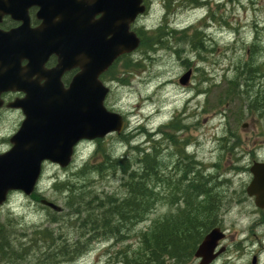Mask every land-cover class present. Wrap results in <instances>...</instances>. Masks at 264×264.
Returning <instances> with one entry per match:
<instances>
[{
  "label": "rangeland",
  "instance_id": "obj_1",
  "mask_svg": "<svg viewBox=\"0 0 264 264\" xmlns=\"http://www.w3.org/2000/svg\"><path fill=\"white\" fill-rule=\"evenodd\" d=\"M165 1L169 0H150L149 16L143 24L152 34L163 25ZM209 1V7L203 6L201 11L193 15L189 14L188 10L185 11L184 4L178 0L172 1L175 21H172L171 28L177 32L186 30L187 36L189 28L198 24V19H207L209 12L216 16L217 23L210 19V26L205 31L209 38L204 42V49L191 51L188 43L175 44L172 40L168 43L170 49L155 47L153 52L147 53L139 48L140 51L134 52L131 58L137 61L140 67L126 73L120 70L122 78L126 80L125 84L104 82L110 89L104 105L107 110L125 118L126 129L121 136H133L131 146L122 141L120 136L110 135L101 140V145L98 146L94 143L80 144L76 149L73 165L67 172L49 164L44 166V173L35 193L63 208V213L58 218H65L69 210L66 206V193L57 192L52 186L54 178L64 182L92 157L95 162L101 161L100 155L94 156L98 147L113 159L126 154L132 156L130 148H149L151 143L139 134V128L143 125L152 134L159 132L158 130L171 120L177 119L184 128L176 134V140L186 143L184 150L187 155L194 152L191 141L198 142L200 146L197 149V157L205 165L214 163L218 155L215 139L225 136L228 130L236 132L242 139L241 146L245 152L251 153L255 150L253 155L264 159V118H255L247 112L249 102L255 100L254 93L257 89L262 88L259 92L264 98V0ZM123 63L124 61L118 63V69ZM190 68L194 70L189 84L181 86L179 79ZM231 80L240 85L239 96L234 97L235 100L226 109V99L220 98L226 96L228 82ZM237 109H240V118ZM146 115L147 120L144 117ZM20 122L21 116L18 113L0 112V152L9 149L8 139L16 132ZM161 139V136H156L155 142L159 143ZM162 147L164 146L161 144L159 150L165 172L172 171L179 157L172 155V148L163 151ZM227 178L231 181V188L236 190L237 186L249 182L247 174L244 173H228ZM90 189L99 197L106 193H113L116 197L123 195L119 176L103 179L100 176L94 177ZM170 210V205L158 204L147 220L137 224L131 233L145 231L151 220ZM51 216L52 212L44 209L31 196L26 197L20 192H14L0 208V226H3L4 235H11L13 242L19 238L27 242L36 237L34 240L45 247L46 254H50L51 249L35 234L49 230L52 231L49 235L54 236L59 229L67 236V239L64 238V246L73 250L74 244L81 242L79 236H82L83 229L78 230L70 221L54 224ZM137 245L136 238H131L124 244L100 239L86 254L74 260L40 264H118L117 253L127 246H130L129 250H133ZM40 251V248L34 247L27 253L26 259L17 261L16 264H36L33 260L40 255ZM17 259L18 257H13L12 260ZM8 262L10 261L7 256L0 252V264H9Z\"/></svg>",
  "mask_w": 264,
  "mask_h": 264
},
{
  "label": "water",
  "instance_id": "obj_2",
  "mask_svg": "<svg viewBox=\"0 0 264 264\" xmlns=\"http://www.w3.org/2000/svg\"><path fill=\"white\" fill-rule=\"evenodd\" d=\"M45 1L51 6H70L71 10L64 12L68 19L53 23L59 10L42 8L38 13L43 21L40 28L29 33H24V27L17 33L0 32V95L9 91L24 94L8 105L20 109L24 120L9 139L11 148L0 154V206L10 192L20 191L25 196L34 192L42 163L66 168L77 143L120 134L124 129L122 117L104 106L109 89L99 78L118 57L138 47L139 39L129 27L145 10L142 0ZM34 4L42 3L38 0ZM77 12L81 15L76 16ZM96 15L99 19L93 20ZM50 55L57 57V65L44 71ZM22 60L27 61L23 68ZM75 68L79 73L64 89L60 77ZM190 75L186 72L179 84L187 85ZM250 171L247 194L262 206L264 163H255ZM41 204L55 212L61 210L44 199ZM214 235L205 237L197 257L208 252Z\"/></svg>",
  "mask_w": 264,
  "mask_h": 264
},
{
  "label": "trees",
  "instance_id": "obj_3",
  "mask_svg": "<svg viewBox=\"0 0 264 264\" xmlns=\"http://www.w3.org/2000/svg\"><path fill=\"white\" fill-rule=\"evenodd\" d=\"M179 34L180 32L177 33L170 30L155 32L154 34L143 33L141 35L140 48L145 52L154 51L155 47L168 48L167 44L170 39L176 43H188L189 36H187L186 32L175 37ZM121 59H123L124 63L120 69H118V63H115L101 76L102 80L121 84L126 83L120 70L122 69L125 73L133 71L134 68L139 67V63L128 56H123ZM228 85L226 96L220 98V100L226 99V103H231L232 98L238 95V83L229 81ZM255 106L254 100L249 102L247 112L250 113ZM239 111L240 109L238 113ZM181 128L182 125L179 122H171L160 129L159 132L165 136L168 142L174 145V133ZM139 129L142 133L144 132L143 128ZM131 138V135H127L122 139L128 143ZM96 144L97 146L101 145L100 141H97ZM150 149V152L146 153L145 149L130 148L132 156L126 154L123 157L113 159L103 149L98 147L94 156L100 155L102 157L101 161H104L102 164L99 163L101 161L95 162L93 160L94 157H92L81 168L71 173L66 181L60 182L59 178H54L52 186L55 191H64L66 193V206L69 212L63 219L58 218L59 214L53 213L51 216L53 219V221L51 220L52 223L59 224V222L66 223V221H70L73 226H77L78 230L80 228L83 229L82 236H79L81 242L75 243L73 250L70 248L66 249L64 246L65 239H63L67 238L66 233L60 232L59 229L57 235L54 236L49 235L52 232L49 230L35 234L38 239L49 245L51 254H46L44 252L45 247L34 239L23 242L22 238H19L18 241L13 242L10 239L11 235L3 234L4 230L3 226H1L0 252L2 255L7 256L8 261L21 262L22 259H26L27 253L35 247L41 249L40 255L33 260L36 264L58 262L63 260V258V261H70L86 254L92 244L100 239L124 244L129 239L136 238L138 244L136 248L129 250L130 246H127L124 250L117 253L119 254V258L116 260L118 264H171L174 256L178 255V253H185V249L174 247L173 239L180 234L186 233L185 231L188 229L186 225L188 222L187 210L180 211L179 216H173L171 212H168L162 217L151 220L145 231H140L137 234H132L131 232L137 224L147 220L149 214L160 204V201L172 206L173 198L177 195L179 197L188 196L187 185L183 186L181 182L186 181L185 176L188 173L189 157L179 152V159L176 161L173 170L165 172L166 168L160 159V152L157 146L153 145ZM179 174L182 176L176 177ZM97 176L102 179L110 176H119L123 195L116 197L113 193H106L99 197L90 189L92 179ZM175 189L177 190L176 192H174ZM161 190L163 191V196L160 197ZM33 197L35 198V196ZM177 226L182 228L184 232H176L175 228ZM186 246L187 244H185ZM13 257H18V259L12 260Z\"/></svg>",
  "mask_w": 264,
  "mask_h": 264
},
{
  "label": "flooded vegetation",
  "instance_id": "obj_4",
  "mask_svg": "<svg viewBox=\"0 0 264 264\" xmlns=\"http://www.w3.org/2000/svg\"><path fill=\"white\" fill-rule=\"evenodd\" d=\"M39 1L42 3L41 5L34 4L38 0H0V32L4 34L17 33L20 27H24V33H29L39 28L43 21L38 13L42 11V8L45 11L59 10L60 14L54 15L53 23H56L58 19L60 22L62 19H68L64 12L71 10L68 9L70 6H51L46 5L44 2L47 1L45 0ZM148 1L143 0L144 5L147 6L146 15L149 12ZM178 1L184 4L185 11L188 10V13L192 15L201 11L203 6L209 7V3L211 4L209 0ZM163 8L165 13L163 23H173L175 15H170L171 12H174L173 9L169 10L167 4ZM77 15H81V12H77ZM99 17L100 15H96L93 20H97ZM210 19L217 23L216 16L213 12H209L207 19H198V24L189 28V49L191 51L195 50L196 47L204 49V42L209 38L205 31L210 26ZM140 20L141 18L138 21ZM26 64L27 61H21L22 68ZM56 65L57 57L50 55L44 63V71H50ZM190 69L194 70V68ZM78 73L79 68L63 73L60 77L62 87L67 89L73 77ZM43 83L44 81H40L41 85ZM260 89L254 93L256 106L249 114L254 115L255 118L263 119L264 98L259 92ZM22 97L23 94L14 91L2 93L0 95L2 101L0 112L18 113L22 116L20 110L8 108L10 103ZM207 104L208 102H206ZM224 106L227 109L229 104L225 103ZM236 112L238 113V109ZM246 127L247 124L244 125V128ZM160 136L162 139L159 144L164 146L162 147L163 151L172 148L175 152V141L172 145L163 134ZM241 140L237 133L231 130H228L225 136L215 139L218 155L214 163L206 165L200 162L197 157V149L200 144L196 143L195 140H190L194 152L189 155L186 181L181 182L183 186L187 185L188 196L179 197L177 195L173 198L172 206L173 216H179L180 211L187 210L188 222L186 225L188 229L185 231L186 233L173 239L174 247L185 249V253H178L174 256L171 264H264V200H262V206H258L255 202L256 198L247 195V187L252 180L250 169L255 163H264V159L254 156L255 150L251 153L245 152L242 149ZM182 143L185 149L186 143L184 141ZM249 157L251 159L248 160ZM228 173L247 174L249 182L237 186V190L232 189L231 181L227 178ZM176 191L175 189L174 192ZM175 230L176 232H184L179 226ZM211 233H215L213 247L210 246L204 256L197 257L198 247ZM185 244H187L186 247Z\"/></svg>",
  "mask_w": 264,
  "mask_h": 264
},
{
  "label": "bare ground",
  "instance_id": "obj_5",
  "mask_svg": "<svg viewBox=\"0 0 264 264\" xmlns=\"http://www.w3.org/2000/svg\"><path fill=\"white\" fill-rule=\"evenodd\" d=\"M184 3H185V2H184ZM197 45H198V44H197ZM138 147H139V146H137V150H138ZM135 150H136V149H135ZM138 153H139V152H138ZM51 220L53 221L52 218H51ZM43 230H44V228H43ZM36 232H37V230H36ZM38 232H39V231H38ZM36 234H37V233H36ZM35 238H36V237H35ZM35 238H34V239H35ZM61 238H63V237H61ZM63 239H64V238H63ZM66 239H67V238H66ZM61 240H62V239H61ZM32 241H33V240H32ZM62 241H63V240H62ZM64 243H66V242H64ZM59 244H60V243H59ZM81 245H82V244H81ZM61 246H62V244H61ZM66 246H67V245H66ZM69 246H70V245H69ZM77 246H78V245H77ZM77 246H76V247H77ZM48 247H49V245H48ZM48 247H47V248H48ZM63 247H64V246H63ZM71 247H73V246H71ZM53 248H54V247H53ZM61 248H62V247H61ZM61 248H60V249H61ZM68 248H69V247H68ZM49 249H50V248H49ZM66 249H67V248H66ZM66 249H65V250H66ZM67 250H68V249H67ZM49 252H50V251H49ZM54 252H55V251H54ZM58 252H59V251H58ZM61 252H62V251H61ZM62 253H63V252H62ZM50 254H51V253H50ZM63 255H64V253H63ZM51 256H53V255H51ZM59 256H61V255H59ZM56 257H57V256H56ZM65 257H67V256H65ZM56 259H57V258H56ZM58 259H59V258H58ZM60 259H61V258H60ZM63 260H64V258H63Z\"/></svg>",
  "mask_w": 264,
  "mask_h": 264
}]
</instances>
